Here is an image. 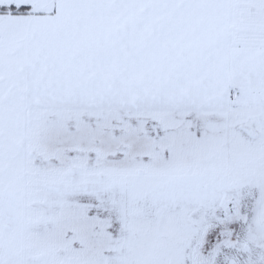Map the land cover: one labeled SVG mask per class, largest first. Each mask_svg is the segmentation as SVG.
Masks as SVG:
<instances>
[{
    "label": "snow or ice",
    "instance_id": "6c2138e0",
    "mask_svg": "<svg viewBox=\"0 0 264 264\" xmlns=\"http://www.w3.org/2000/svg\"><path fill=\"white\" fill-rule=\"evenodd\" d=\"M0 264H264V0H0Z\"/></svg>",
    "mask_w": 264,
    "mask_h": 264
}]
</instances>
